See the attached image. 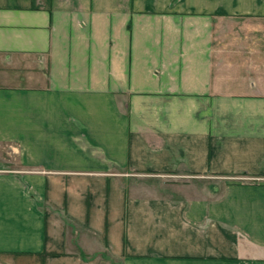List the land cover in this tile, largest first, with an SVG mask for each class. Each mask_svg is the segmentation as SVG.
Here are the masks:
<instances>
[{
	"label": "crops",
	"instance_id": "0c3cea01",
	"mask_svg": "<svg viewBox=\"0 0 264 264\" xmlns=\"http://www.w3.org/2000/svg\"><path fill=\"white\" fill-rule=\"evenodd\" d=\"M0 264H264V0H0Z\"/></svg>",
	"mask_w": 264,
	"mask_h": 264
},
{
	"label": "rangeland",
	"instance_id": "374dc122",
	"mask_svg": "<svg viewBox=\"0 0 264 264\" xmlns=\"http://www.w3.org/2000/svg\"><path fill=\"white\" fill-rule=\"evenodd\" d=\"M9 162H11V161H9ZM14 162L16 163V161L12 160V164H13L12 166H13V167L15 166V165H14V164H15ZM10 167H11V166H10ZM121 169H123V168H121ZM242 176H243V177H246V175H242Z\"/></svg>",
	"mask_w": 264,
	"mask_h": 264
}]
</instances>
